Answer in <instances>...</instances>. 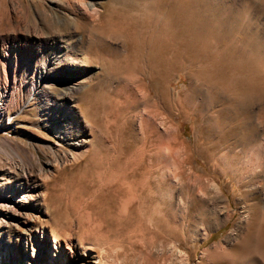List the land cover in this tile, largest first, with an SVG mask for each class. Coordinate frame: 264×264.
I'll return each instance as SVG.
<instances>
[{"label":"bare ground","instance_id":"bare-ground-1","mask_svg":"<svg viewBox=\"0 0 264 264\" xmlns=\"http://www.w3.org/2000/svg\"><path fill=\"white\" fill-rule=\"evenodd\" d=\"M66 8L74 9L79 16L73 19L75 26L79 30L89 32V36L92 35L86 53L91 54L89 59L99 60L107 74H110L104 81H93L84 87L87 83H83L82 78L89 76L92 71L84 67L85 63L79 56L80 49L75 48L78 43L66 35H54L50 38L49 44L45 46L49 50L47 55L40 51L27 50L24 45L18 46V42L11 46H1L0 51L1 61L7 65L16 63L15 73H12L10 81L5 80L6 76L2 78L0 75V119L7 115V119L12 122V114L24 112V106L38 109L45 127L55 137L53 143L42 144L46 151L48 168L60 167L67 158L70 159L69 157L75 159L78 156L74 151L84 148L88 150L87 155L94 152L91 165L89 164L83 175L76 179L86 187L98 191L120 177L132 175L134 169L130 171V166L134 161L132 162L130 157L135 150L133 147L134 151H130V144H124L120 156L111 155L112 151L109 153L108 149H101L102 147L97 150L95 147L87 148V144L88 136L98 126L101 114L112 108L114 104L112 96L119 92L121 86L135 88L131 91L133 94L136 92L135 82L139 78L150 80V83L145 81L142 87L146 102L151 101L158 107L164 106L163 110L170 106L172 109V105L178 109H184L189 105L192 110L190 111L195 112L198 122L201 119L205 120V123L196 125V138L199 134L203 137L202 143L197 139L195 141L199 151L210 152L218 143L223 144L225 141L244 143L253 141L252 127L247 126L246 120L251 107L264 102V25L257 15L253 16V4L250 1L67 0L66 7L63 8L62 4L55 12L64 15ZM56 19L58 25L63 21L61 17ZM106 40L120 46H110ZM9 47L14 48V58L12 51L9 52ZM179 73L186 77L187 85L174 96L173 93L170 94L168 86ZM121 78H125V81ZM115 79L121 81L116 88L111 89V83ZM55 85L61 87L60 92L52 91L51 86ZM204 88L207 94L201 97ZM208 107L213 111L216 108L214 121L209 118L210 116H206L205 111ZM213 122L216 123L215 126ZM215 134L218 136L217 140L214 139ZM14 152L16 151L12 153ZM16 156L19 158L20 154L16 152ZM26 156L33 161L34 155ZM62 171L63 169L57 171V175ZM49 172L48 174L52 173ZM42 174L45 175V171ZM158 176L160 178L161 175ZM39 177L40 175L31 171L23 170L20 185L8 189L7 196L3 199L8 198L9 201L16 202L14 205L22 207L21 212L26 210L33 214V210L42 211L39 208L40 200L45 196V191L43 194L42 190L48 186L43 179L40 181ZM157 181L159 182V180L155 182ZM137 182L128 185L124 194L126 197L119 201L117 211H105L104 214L93 217L87 213L90 208L85 211L86 205L80 204V211L76 213L77 231L87 230L99 238V255L93 253L90 247L83 248L79 239V242H75L71 232L63 239L57 235L58 232L53 231V228L51 230L55 233L51 241L46 225L43 226L41 223L40 226L33 227L28 236L22 239L20 255L14 257V264H128L126 258L119 259L121 252L116 249V239L128 225L129 216L122 209L125 210L127 207L131 209L134 220L143 225V231L139 233L143 240L149 225L147 223L162 224V212L168 205L163 204L164 195H161L159 189L156 198L153 197L155 202L152 201L154 204L151 205L149 199L152 196L149 197V192L147 194V191H150L147 189L148 184L139 178ZM19 192H22L20 197L13 199L15 193ZM79 202L80 200L73 206L79 208ZM112 205L115 206V203ZM52 213L53 225L63 224L62 217L67 215L59 208L52 210ZM262 214L257 206H252L247 221V237H244L246 240L242 246H238L239 248L249 244L256 231L263 236L256 240L257 247H264Z\"/></svg>","mask_w":264,"mask_h":264},{"label":"rangeland","instance_id":"rangeland-1","mask_svg":"<svg viewBox=\"0 0 264 264\" xmlns=\"http://www.w3.org/2000/svg\"><path fill=\"white\" fill-rule=\"evenodd\" d=\"M66 1L0 0V51L4 45L11 46L18 42V46L24 45L27 50L40 51L47 55L49 50L45 46L49 44L50 38L54 35H66L78 43L75 48L80 49L79 56L85 63L84 67L92 71L89 76L82 78V82L87 83L84 86L86 88L93 81H104L110 74H107L99 60L92 57L89 59L91 54L88 55L86 51L92 35L89 36V32L79 30L75 26L73 19L79 16L74 9L66 8L64 15L55 12L62 4L63 8L66 7ZM248 1L253 4V16L257 15L264 25V0ZM54 6L57 7L54 8ZM56 17L63 19L60 22L61 25L55 22ZM82 19L86 20L84 17ZM106 42L113 47L120 46V44L116 46V43L111 40ZM10 51L14 58V48L9 47ZM1 58L0 55V75L2 78L6 76L5 80L10 81L15 73L16 63L7 65L1 61ZM121 79L125 81V78ZM138 80L137 84L135 82V94L131 93L135 88L121 86L119 92L112 96L114 102L112 108L101 114L98 126L88 136L87 148L95 147L96 150L101 147V149L106 148L109 153L112 151L111 155L117 156L121 155L125 143L130 144L132 149L130 151L135 150L132 155L129 154L131 161H134V164H131L133 167L130 166V171L134 169L132 175L120 177L98 191L76 180L89 168V164L91 165L94 152L87 155L88 150L82 148V150L74 151V154L78 156L77 159L67 158L61 164L62 168L59 166L48 168L46 151L42 144L53 143L55 137L45 127V122L42 121L37 108L24 106V112L12 114V122L7 119V115L0 119V264H14V257L20 255L22 239L28 236L33 227L40 226L41 223L43 226L46 225L51 241L55 232H58L57 235L63 239L71 232L75 242H79V239L83 248L90 247L93 253L99 255V238L87 230L86 232L85 230L77 231L76 213L80 211L81 205H86L85 211L90 208L87 213L93 217L104 214L105 211H117L119 201H123L126 197L124 194L128 185L138 183V178L145 180L146 185L148 184L147 189L150 191H147V194L149 192V197L152 196L149 199L150 204H154L153 197L156 198L160 190L161 195H164L163 204L168 205L162 212V224L147 223L149 225L143 240L139 237V233L143 231V225L134 220L131 209L129 210L128 207L125 210L122 209L129 218L127 227L124 226L127 230L124 228L116 239V249L121 252L119 259L126 258L128 264H236L237 262L264 264V253H262L264 247H257L256 243V240L263 237L259 232L256 231L248 246L238 247L242 246L243 241L246 240L247 221L252 206H257L264 217V102L254 104L247 114V126L252 127L254 137L252 142L225 141L223 144L218 143L210 149V152L209 150L201 152L195 146L196 139L199 143L203 142L200 134L196 138V125L205 123V120L201 119L198 122L195 112H191L189 105L185 107L186 109L184 108L185 110L178 109L174 105L172 109L170 106L163 110L164 106L158 107L151 101L146 102L142 87L145 81L150 83V80L140 78ZM120 81V79L113 80L111 89L116 88ZM185 85H187V79L179 73L168 86L170 94L173 93L175 96ZM51 89L55 93L61 91L59 85L51 86ZM206 94L207 91L204 88L201 97H205ZM208 109L209 107L205 111L206 116H210L209 118L214 121L217 114L216 108L214 111ZM127 122L129 123L126 124ZM215 125L216 123L213 122V126ZM217 138L215 134L214 139L217 140ZM14 150L20 154L19 158L16 152L12 153ZM29 154L34 155L33 161L26 156ZM29 162H31L30 165ZM142 166L150 167L151 170L147 169L150 170L147 172ZM61 169L63 171L57 175V171ZM23 170L40 175V181L43 179L48 186L42 190L43 194L45 191V196H42L39 205L42 211L33 210V214L26 210L21 212L22 207L15 206L16 202H11L8 198L3 199L7 196L8 189L20 185L23 180ZM44 171L47 176L42 174ZM47 171L52 173L48 174ZM158 175L162 177L159 178ZM156 180H159L158 184ZM123 181L126 182L122 184ZM172 188L174 189L171 190ZM20 194L22 192L15 193L13 199L19 198ZM79 200L77 209L73 204ZM113 202L115 206L112 205ZM58 208L67 215L62 217L64 225H53L52 210ZM234 260L237 262L234 263Z\"/></svg>","mask_w":264,"mask_h":264}]
</instances>
